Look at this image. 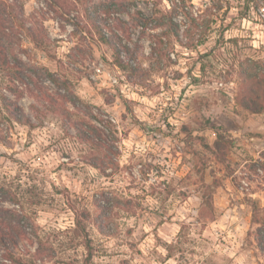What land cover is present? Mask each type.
Masks as SVG:
<instances>
[{"label":"rangeland","instance_id":"obj_1","mask_svg":"<svg viewBox=\"0 0 264 264\" xmlns=\"http://www.w3.org/2000/svg\"><path fill=\"white\" fill-rule=\"evenodd\" d=\"M19 1L44 43L17 28L11 43L30 76L14 86L0 69V189L13 200L8 206L38 224L51 256L44 264H264L256 233L264 240V109L241 104L237 72L250 57L264 73V0L250 8L230 0L219 13L210 0H186L190 17L215 20L191 47L183 35L164 36L161 56L152 47L165 27L136 25L142 20L132 15L150 17L175 0H119L125 10L102 14V23L126 22L128 31L114 30L137 49L133 58L121 54L139 67L135 76L115 62L87 16L111 0ZM177 20L182 30L189 22L183 14ZM2 95L35 126L15 120ZM76 123L99 126L103 139L79 137ZM216 131L233 140L218 156L205 146H214ZM99 195L112 205L110 235L93 222ZM72 205L91 213L90 259L84 237L72 231Z\"/></svg>","mask_w":264,"mask_h":264},{"label":"trees","instance_id":"obj_2","mask_svg":"<svg viewBox=\"0 0 264 264\" xmlns=\"http://www.w3.org/2000/svg\"><path fill=\"white\" fill-rule=\"evenodd\" d=\"M211 4L209 8L216 9L221 12L224 7H231L230 0H210ZM250 2L255 4V7L259 6L258 0H245V4L250 8ZM121 6L123 4L119 0L102 1L100 5H94L91 10L86 9L88 19L90 20L93 28L96 29L100 36V39L112 47L114 52V60L122 68L129 70L130 75L135 76L139 67L132 65L128 61H124L121 58L122 51L126 53L128 57H135L137 49L130 47L128 44H122V39L116 33L114 28L122 29L125 32L128 31L126 22L115 17L118 22L111 26L107 23H102L104 18L102 14L110 16L112 13H119L124 11ZM170 8L167 10H155L153 15L147 17L140 12L132 15V18L142 20L136 23L147 26L149 22L155 21L156 26H164L165 29L161 34L157 36V42L152 47V50L161 56L167 50L169 43L163 41V37L167 36L170 40V36H173L176 40L180 39V35L186 38L188 46H194L195 40L199 38L203 40V36L208 34V30L211 27V22L215 19L210 17L189 16V11L186 9V0L171 1ZM183 14L189 22L182 30L180 22L177 17ZM201 16V15H200ZM242 16H246L244 13ZM210 18V19H209ZM28 20L24 15V8L19 0H0V69L8 70L10 73L9 80L16 86V82H25L30 76L29 66L27 62L19 57L14 52V44L12 42V35L17 28H22L29 38L36 45H43L44 40L40 34L41 26L35 24H28ZM103 24V25H102ZM105 27L112 28V35H109L105 30ZM124 28V29H123ZM49 38V37H48ZM257 61L250 57L241 59L238 63V77L240 80V89L242 94L240 97L241 104L248 110L258 113L264 109V73H262L256 66ZM48 72V71H47ZM48 76L58 87L63 88L66 83H61L59 78L55 77L53 73L48 72ZM66 82V81H65ZM12 91L16 95V98L21 97V93L16 92L14 87H11ZM70 101L75 103L78 97L74 93H70ZM47 98H50L52 102V94L48 93ZM2 102L6 106L8 112L18 122L28 124L34 127L35 124L25 114L23 109L13 100L9 99L7 95H2ZM54 100V99H53ZM60 114H64L60 112ZM76 131L79 137L87 140L88 142H95L97 139H103L102 128L92 124L88 128L83 124L76 123ZM233 140L228 139L225 133L216 131V141L213 147L205 145L211 148L212 152L219 155V151L224 150L227 146H231ZM98 166V163H94ZM13 200L4 195L0 189V264H44L51 256L46 253L47 247L42 239L38 235V224L36 221H30V217L22 210L8 206V203ZM95 206L97 213L93 218V222L98 228L105 234L110 235V229L107 227L106 220L109 215V211L112 207L108 197L105 195H99L95 198ZM254 215L253 221H257L256 212L259 210L255 203L252 204ZM72 210L75 214V227L72 229L78 235H82L86 241V248L88 249V259L92 256V246L90 243V237H88L85 220L91 215L87 209H80L76 205H72ZM257 240L262 245L264 240L262 238L261 230L257 232ZM37 242L35 249H32V245ZM49 248V247H48ZM57 263L63 262L60 259H56Z\"/></svg>","mask_w":264,"mask_h":264}]
</instances>
